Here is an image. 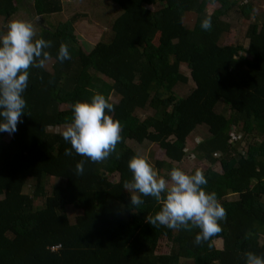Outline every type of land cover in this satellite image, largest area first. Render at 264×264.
<instances>
[{"label": "trees", "instance_id": "obj_1", "mask_svg": "<svg viewBox=\"0 0 264 264\" xmlns=\"http://www.w3.org/2000/svg\"><path fill=\"white\" fill-rule=\"evenodd\" d=\"M22 1L0 0L3 22ZM115 1L120 13L111 39L99 40L88 52L74 33L83 16L56 26L37 23V38L52 41L46 49L52 70L30 69L17 131L0 132V264H246L248 251L264 254V21L258 24L249 1ZM235 7L247 24V46L221 41L231 31L225 17ZM62 8V0H34L36 17L45 21ZM187 13L195 14L191 28L183 23ZM208 15L212 28L205 31L201 22ZM61 43L71 54L63 62ZM182 64L194 86L179 97L177 86L189 80ZM96 93L117 99L110 101L109 114L123 125L116 152L103 163L75 150L66 156L70 142L51 131L67 127L73 105ZM138 111L150 114L141 119ZM202 126L208 135L194 145L190 173L204 170L206 190L217 194L227 219L220 234L197 245L199 229L174 231L147 222L160 204L147 196L143 205L131 206L123 184L132 179L128 163L136 155L127 141L149 143L150 160L167 177L173 163L186 157L188 137ZM49 179L58 183L49 188ZM231 195L236 199L228 200ZM162 245L168 252L159 251Z\"/></svg>", "mask_w": 264, "mask_h": 264}, {"label": "clouds", "instance_id": "obj_2", "mask_svg": "<svg viewBox=\"0 0 264 264\" xmlns=\"http://www.w3.org/2000/svg\"><path fill=\"white\" fill-rule=\"evenodd\" d=\"M201 28L211 30L210 15L202 20ZM51 47L52 41L37 38L35 24L24 18L10 20L6 32L0 34V132L17 131L25 113L23 93L28 87L30 69L47 67L51 56L46 49ZM58 59L60 62L71 59L66 43L60 44ZM110 101V96L96 93L90 101H78L73 105L74 118L62 132L63 139L71 144V149L65 150L66 156H71L75 150L77 155L93 163H103L116 152L122 140L123 125L109 114L114 111ZM84 163L81 160L76 164L77 174H83ZM128 168L132 179L125 181L123 188L131 193V206L143 205L142 197L147 196L160 204L155 215L146 217L147 222L174 231L199 229L194 241L197 245L211 241L222 232L221 222L226 221L227 211L217 194L206 190L208 181L203 169L197 168L190 173L174 166L166 177L147 155L140 153L129 160ZM245 257L246 264H264V254L248 251Z\"/></svg>", "mask_w": 264, "mask_h": 264}, {"label": "rangeland", "instance_id": "obj_3", "mask_svg": "<svg viewBox=\"0 0 264 264\" xmlns=\"http://www.w3.org/2000/svg\"><path fill=\"white\" fill-rule=\"evenodd\" d=\"M240 2H252L255 4V13H256V19L260 22L264 21V0H237ZM63 8L62 11L53 13L49 16H47L48 19L42 20L39 19V17H36L35 11H34V0H23L20 4L18 12L15 14L14 17H12L10 20L14 18H24L27 20H31L37 29V36L40 34V29L37 23L44 24L46 26H49L52 24V26H56L59 22H63L69 18H71L73 15H81L83 17L77 18L75 21V29L74 33L77 36L79 43L83 50L85 52H88L92 49L94 44L98 42L99 40H105L108 41L111 39L113 32L111 30V24L112 21L115 19V17L120 13V8L118 7L115 0H62ZM159 5L151 6L150 8L154 9L157 8ZM218 6L217 3L214 4H208L207 8L209 11L213 10ZM241 16V12L237 7H235L233 10H231L228 13V16L225 17V20H228L231 24V31L221 38V41L223 43H239L243 46L248 45V38L246 36V29L247 24L245 22H241L239 17ZM9 20V21H10ZM8 21V22H9ZM195 21V14L194 13H187L183 18V23L186 27L191 28ZM8 22H3L2 17H0V26H4L5 23L8 25ZM52 62L47 63V69L52 70ZM180 70L183 74H185L189 80L185 84H180L177 86L175 92L177 96H184L186 95L189 90L194 86V83L189 75V69L187 65L182 64L180 67ZM111 101L114 103H117V99L115 97H111ZM63 108H67V106H63ZM223 105L218 106V110H222ZM148 114H150L149 111H138L137 115L139 118L144 119ZM66 127H60L51 129L52 132L56 133H62L63 130ZM208 135L207 128L205 126L198 127L196 131H194L187 139L186 142V149H187V155L184 158V160L181 163H173L174 166H179L183 168L184 170L191 172L194 164L195 159L192 154V150L194 148V145L196 142H199L201 139L206 138ZM6 139L9 140L10 136L7 135ZM126 144L128 147H130L136 154H144L149 157V150H150V144L145 142L141 145L133 142V141H127ZM213 169L215 171L220 172L219 165L213 166ZM117 176H112L111 180L116 181ZM53 183H58V181L54 179H49V188H51V185ZM228 200H234L236 199V196H229L227 198ZM37 204H41V202H37ZM73 215H75L74 210L70 209L68 210V216L70 220L72 221ZM169 247L167 245H162L159 249L160 252L166 253L168 252ZM181 264H192V261H182Z\"/></svg>", "mask_w": 264, "mask_h": 264}, {"label": "built area", "instance_id": "obj_4", "mask_svg": "<svg viewBox=\"0 0 264 264\" xmlns=\"http://www.w3.org/2000/svg\"><path fill=\"white\" fill-rule=\"evenodd\" d=\"M237 138V137H236ZM55 250L57 249V247L54 248Z\"/></svg>", "mask_w": 264, "mask_h": 264}, {"label": "water", "instance_id": "obj_5", "mask_svg": "<svg viewBox=\"0 0 264 264\" xmlns=\"http://www.w3.org/2000/svg\"><path fill=\"white\" fill-rule=\"evenodd\" d=\"M39 19H41V17H39Z\"/></svg>", "mask_w": 264, "mask_h": 264}]
</instances>
